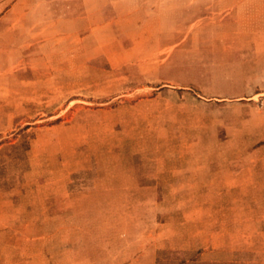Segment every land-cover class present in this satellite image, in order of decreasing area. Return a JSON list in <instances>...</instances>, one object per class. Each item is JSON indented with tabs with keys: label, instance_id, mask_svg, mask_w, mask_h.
<instances>
[{
	"label": "rangeland",
	"instance_id": "obj_1",
	"mask_svg": "<svg viewBox=\"0 0 264 264\" xmlns=\"http://www.w3.org/2000/svg\"><path fill=\"white\" fill-rule=\"evenodd\" d=\"M11 196L0 264H264V0H0Z\"/></svg>",
	"mask_w": 264,
	"mask_h": 264
},
{
	"label": "crops",
	"instance_id": "obj_2",
	"mask_svg": "<svg viewBox=\"0 0 264 264\" xmlns=\"http://www.w3.org/2000/svg\"><path fill=\"white\" fill-rule=\"evenodd\" d=\"M7 193H10V192H7ZM14 193L15 192H13L12 195H15ZM64 195H65L64 198L66 199V196H68V193L64 192ZM20 203H21V198H19L17 196L16 197L11 196V197H7L5 199V201H3V203H1V205H0V236H2V234H4V237L0 238V244H2L3 246L6 245V247L9 246L11 248L10 254L3 256V254L1 253L0 257L3 256L5 259L14 260L17 263L18 262L24 263V261L31 262V263H38L39 261H37L38 259L36 258V255H34V254L32 255V257L30 259H26L27 256H25L23 254V247H24L23 239L20 240L19 238H11V237L5 235V233L17 231L19 229L22 230L25 226H27L24 224V220H23L24 215L21 214V217H19L15 212L16 207L14 205H19ZM56 203L52 204L49 207V210H47V212H45V210L43 211V215L45 217L43 222L50 223L52 220H54L55 215L58 212L62 211L65 214H68L69 211L71 210V202L68 200L65 201L62 206L60 205L57 207ZM28 205L32 209L35 206V203L30 202ZM39 218H40V214H37L36 219H35V223L37 221H39ZM66 218H67V220L71 219V212L69 213V215H67ZM18 219H20V220H18ZM31 221L33 223L34 218ZM32 227H34V225ZM68 228L71 229L70 223H67L65 225V230H68ZM70 229H69V231H71ZM49 260L50 259L48 258V261Z\"/></svg>",
	"mask_w": 264,
	"mask_h": 264
}]
</instances>
